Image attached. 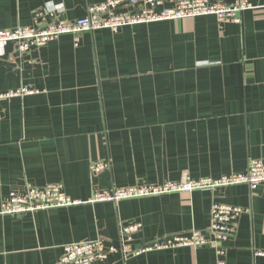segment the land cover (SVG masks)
<instances>
[{
	"label": "crops",
	"instance_id": "crops-1",
	"mask_svg": "<svg viewBox=\"0 0 264 264\" xmlns=\"http://www.w3.org/2000/svg\"><path fill=\"white\" fill-rule=\"evenodd\" d=\"M104 1L0 0V30L30 26L36 12L58 5L61 18L80 19ZM249 2L255 9L239 24L161 21L65 35L27 53L0 43V96L31 92L0 98V212L27 185L60 184L83 202L0 213V264H61L69 243L119 247L120 229L134 223L133 246L205 233L214 204L245 211L222 257L180 247L93 264H264L256 255L264 252V184L86 203L96 192L215 180L264 164V0ZM95 162L107 166L93 174Z\"/></svg>",
	"mask_w": 264,
	"mask_h": 264
},
{
	"label": "built area",
	"instance_id": "built-area-1",
	"mask_svg": "<svg viewBox=\"0 0 264 264\" xmlns=\"http://www.w3.org/2000/svg\"><path fill=\"white\" fill-rule=\"evenodd\" d=\"M129 10L120 12L121 8ZM255 9L249 0H236L232 4L222 0H105L88 7L83 18L67 20L59 15L60 5L34 14L30 26L15 27L0 30V43H14L21 53H27L33 48H40L61 36H77L97 30H109L116 33L120 28L150 24L161 21L194 19L197 17H215L221 25L225 23L239 24L245 11ZM49 20H46V17ZM31 92L23 89L10 92L2 97H14ZM103 162L90 165V171L97 174L106 168ZM264 184V164L260 161H250L245 174H233L219 179L193 180L185 177L180 182H166L160 186L144 185L140 187L117 188L112 192H96L86 201L87 204L98 202H118L124 199H136L149 196H160L175 193H192L200 190L247 185L251 190ZM82 201L72 199L64 192L60 184H49L43 188L27 185L20 191H11L2 203L1 214L21 215L36 211L71 207L82 204ZM245 211L239 207L214 204L210 208L208 230L203 233L193 231L190 235H175L170 238L151 240L141 246H133V235L139 232V223L129 224L120 229V245H106L101 240L69 243L62 246L59 259L61 264H93L105 261L108 256L120 253L125 259L137 257L152 251L176 249L180 247H211L218 256L224 252L220 245L229 241L235 233L234 223ZM257 256L264 252H256ZM217 264H226L219 259Z\"/></svg>",
	"mask_w": 264,
	"mask_h": 264
}]
</instances>
